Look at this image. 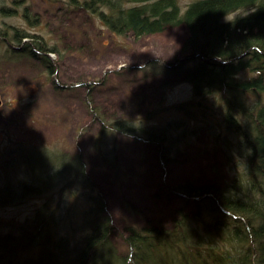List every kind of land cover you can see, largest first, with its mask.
Segmentation results:
<instances>
[{
  "label": "trees",
  "instance_id": "1",
  "mask_svg": "<svg viewBox=\"0 0 264 264\" xmlns=\"http://www.w3.org/2000/svg\"><path fill=\"white\" fill-rule=\"evenodd\" d=\"M66 7L93 15L111 35L133 41L179 29L181 44L171 61L153 58L127 67L143 74L126 79L124 89L132 93L115 113L113 100L94 96L104 78L59 83L55 75L65 49L58 40L50 46L23 28H0V40H29L14 54L35 59L50 73L55 89L83 88L85 113L99 125L88 150L98 160L100 177L92 176L80 155L66 161L53 154L51 171L37 185L22 183L21 195L78 183L86 206L39 205L17 233H0V264H264V0H191L186 5L179 0H65L61 8ZM235 12L241 13L229 18ZM50 53L59 58L53 60ZM181 82L192 91L190 99L173 105L184 118L157 121L163 110L158 103ZM190 122L195 124L191 135L208 132L214 158L222 164L215 163L208 177L160 179L153 197L179 202V207L156 221L124 224L118 232L106 195L97 190L102 180L119 184L129 173L120 164L117 143L107 137H129L169 167ZM16 191L10 189V195ZM62 223L78 231L73 243L69 231L61 234ZM117 232L122 252L112 246ZM31 250L34 257L17 258Z\"/></svg>",
  "mask_w": 264,
  "mask_h": 264
},
{
  "label": "rangeland",
  "instance_id": "2",
  "mask_svg": "<svg viewBox=\"0 0 264 264\" xmlns=\"http://www.w3.org/2000/svg\"><path fill=\"white\" fill-rule=\"evenodd\" d=\"M190 1L179 0L181 5ZM64 2L0 0V28L5 25L23 28L43 40L47 39L50 46L58 40L61 49H65L61 58L50 53L53 60L59 58V72L55 76L62 85L83 78L98 83L104 78V85L94 91V96L96 99L113 100V105L118 109L123 99L128 100L132 93L131 89L125 91L128 86L124 83L126 79L143 74L140 70L134 73L128 66H142L153 58L171 61L174 55H178L182 39L179 29L133 41L130 37L111 35L93 15L84 11L72 12L68 7L61 8ZM2 6L4 10H1ZM240 13L235 12L229 18ZM26 15L32 23H29ZM36 19L39 20L36 22ZM25 42L29 40H0L1 234L17 233L43 203L56 209L62 206L65 210H80L86 206L84 192L78 183L71 182L64 190L58 184L53 188H45L40 195H21L19 188L22 183L37 185V179L47 170L51 171L53 154L62 155L66 161L74 154L80 155L93 177L99 171L97 158L93 156L92 150H88L92 145L91 136L99 129V125L85 113L83 88L72 91L55 89L52 76L35 59L14 54L13 51L25 45ZM119 85H124L122 90L115 89L112 95L109 94L112 87ZM191 94V85L186 82L170 87L161 104L158 103L163 110L156 114L157 121L171 117L184 118L173 105L187 101ZM118 111L115 110V113ZM197 123L200 124L199 121ZM194 125L189 123L187 136L178 144L179 151L169 167L161 166L156 161L154 150H145L129 137L116 136L114 133L107 137L108 142L117 143L120 164L129 173L119 184L111 185L110 180H102L101 188L97 190L103 196L106 195L110 213L119 225L118 232L124 224L134 222L140 225L156 221L164 217L172 206L179 207V202L169 203L163 196L159 199L153 197V193L160 188V179L178 181L188 177H208L215 163L222 164L214 158L208 132L198 131L196 135H191L190 128ZM63 180L69 181L68 178ZM10 189L18 191L10 195ZM12 195H16V198L12 199ZM72 224L77 227V222ZM71 229V224H61V234L65 235L69 231L73 243L78 231ZM118 232L112 237V246L122 252V240ZM35 255L36 250H31L21 253L17 258Z\"/></svg>",
  "mask_w": 264,
  "mask_h": 264
},
{
  "label": "water",
  "instance_id": "3",
  "mask_svg": "<svg viewBox=\"0 0 264 264\" xmlns=\"http://www.w3.org/2000/svg\"><path fill=\"white\" fill-rule=\"evenodd\" d=\"M0 103H1V98H0Z\"/></svg>",
  "mask_w": 264,
  "mask_h": 264
}]
</instances>
